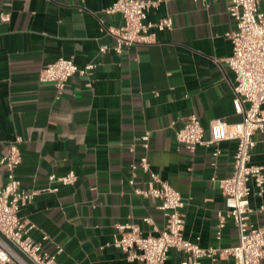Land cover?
<instances>
[{"label": "crops", "instance_id": "crops-1", "mask_svg": "<svg viewBox=\"0 0 264 264\" xmlns=\"http://www.w3.org/2000/svg\"><path fill=\"white\" fill-rule=\"evenodd\" d=\"M116 1L0 0V160L21 137L16 176L24 191L59 186L49 182L51 175H77L74 185L39 194L20 218L35 225L31 238L42 253L62 250L56 264H139L127 261L114 241L118 225H137L154 236V228L165 226L158 202L136 195L129 184L134 177L136 188H150L149 175L132 169L147 157L151 170L182 196L184 238L201 248L231 249L239 233L231 219L219 230V214L226 212L219 183L232 175L237 142L200 146L191 154L176 140L193 115L201 120L205 141L214 123L243 120L226 64L232 55L226 35L235 29L228 3L144 0L156 3L147 20L171 17L172 30L157 33L152 45L117 53L110 31L122 20L107 13ZM260 9L264 13V0ZM60 58L94 69L73 76L57 99L54 85L40 78ZM254 141L251 164L264 166V132ZM5 180L0 166V184ZM251 206H264V193L253 195ZM250 219L259 221L256 214ZM183 258L172 250L166 264ZM231 263V257L201 261Z\"/></svg>", "mask_w": 264, "mask_h": 264}, {"label": "built area", "instance_id": "built-area-1", "mask_svg": "<svg viewBox=\"0 0 264 264\" xmlns=\"http://www.w3.org/2000/svg\"><path fill=\"white\" fill-rule=\"evenodd\" d=\"M225 1L235 23V29L226 35L232 44V55L226 64L235 76L234 106L238 113L243 114V120L234 125L225 121L214 123L210 139L205 141L201 120L193 115L176 132V140L191 154L200 146L237 142L232 175L219 183L226 210L224 214H219V230H223L227 219H231L239 233L238 244L231 249L201 248L186 240L183 235L185 221L182 209L185 204L182 196L154 173L147 157H143L132 169L135 172L140 168L149 175L150 188H136L134 177L129 184L134 187L136 195L158 202L165 226L162 230L154 228L157 232L154 236L144 235L137 225H118L119 236L114 241V247L122 251L130 263L166 264L172 250L184 255L181 264H201L203 259L215 263L219 257H231V264H261L264 260V206L258 209L251 206V197L264 193V166L251 164L256 147L254 136L264 132V13L260 9L261 0ZM155 6L156 3L151 1L117 0L107 10L109 15H118L122 20L120 28L110 31L116 39L117 53L124 48L152 45L157 42V33L172 30L174 23L171 17L157 23L147 20L148 13ZM1 20L6 22L9 18L2 15ZM106 50V47L101 49L102 53ZM93 69V65L79 69L73 59L60 58L44 67L40 79L42 83L53 84L57 99H60L73 76H86ZM149 139V134L142 137L145 149L149 147ZM23 143L24 139L17 137L0 160L6 174L5 183L0 184V264H29L17 251L32 264H56L62 250L54 255L42 253L41 245L31 238L35 225L23 222L20 212L39 194L57 193L59 186L74 185L77 175L74 171L63 176L51 175L49 182L59 186L24 191L16 176V169L22 162L20 146ZM219 155L220 151L216 150L214 157ZM253 214L259 217L257 223L250 219ZM144 222L152 224L150 218L144 219Z\"/></svg>", "mask_w": 264, "mask_h": 264}, {"label": "water", "instance_id": "water-1", "mask_svg": "<svg viewBox=\"0 0 264 264\" xmlns=\"http://www.w3.org/2000/svg\"><path fill=\"white\" fill-rule=\"evenodd\" d=\"M29 264H32L31 263V261L28 259V258H26L25 256H23L19 251H17Z\"/></svg>", "mask_w": 264, "mask_h": 264}]
</instances>
